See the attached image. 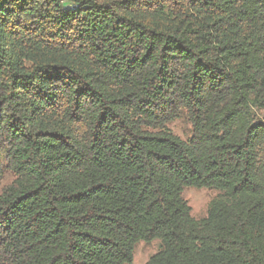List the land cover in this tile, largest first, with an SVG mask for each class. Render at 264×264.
Masks as SVG:
<instances>
[{"label":"trees","instance_id":"trees-1","mask_svg":"<svg viewBox=\"0 0 264 264\" xmlns=\"http://www.w3.org/2000/svg\"><path fill=\"white\" fill-rule=\"evenodd\" d=\"M6 174L0 264H264V0H0Z\"/></svg>","mask_w":264,"mask_h":264},{"label":"rangeland","instance_id":"rangeland-1","mask_svg":"<svg viewBox=\"0 0 264 264\" xmlns=\"http://www.w3.org/2000/svg\"><path fill=\"white\" fill-rule=\"evenodd\" d=\"M173 132L185 137L188 134V126L184 122H176L170 125ZM12 177L6 174L0 182V190L7 184L11 183ZM217 195V192L209 189L185 188L182 193L183 199L191 208L193 218L200 220L206 216L209 202ZM159 248V242L154 241L150 244L138 243L134 247L132 262L130 264H146L151 255L156 253Z\"/></svg>","mask_w":264,"mask_h":264}]
</instances>
